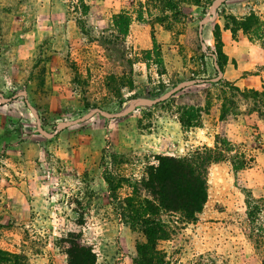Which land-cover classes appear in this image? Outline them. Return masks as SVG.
<instances>
[{
  "label": "rangeland",
  "instance_id": "374dc122",
  "mask_svg": "<svg viewBox=\"0 0 264 264\" xmlns=\"http://www.w3.org/2000/svg\"><path fill=\"white\" fill-rule=\"evenodd\" d=\"M176 3L0 0V264H66L67 241L133 264L142 200L167 231L164 264H258L242 226L247 193L264 198V85L238 88L232 69L264 74V0ZM224 30L238 54L221 71ZM216 142L231 151L206 165L194 221L159 210L150 168L199 171Z\"/></svg>",
  "mask_w": 264,
  "mask_h": 264
},
{
  "label": "trees",
  "instance_id": "16d2710c",
  "mask_svg": "<svg viewBox=\"0 0 264 264\" xmlns=\"http://www.w3.org/2000/svg\"><path fill=\"white\" fill-rule=\"evenodd\" d=\"M197 7H208L213 0H189ZM166 6L171 11L177 12L176 0H165ZM251 16L242 23V30L248 29ZM251 25V24H250ZM217 29V27H216ZM227 29V28H225ZM231 35L233 33L230 31ZM218 52L223 56L226 64V57L221 52V42L217 43ZM237 90V88H235ZM257 94V92H254ZM182 126L190 127L189 117L179 119ZM216 142L213 149L204 150L196 161H199L200 169L196 171L194 162L187 159L161 158L158 164L150 168L147 180L143 182L144 188L150 193L156 207L164 212H179L184 222H192L195 215L200 212L206 199V186L204 181L205 167L209 163H218L225 158V153L231 151L228 144L224 142L223 149L218 147ZM231 160L236 158L234 154ZM239 165L231 164L234 171L243 169L242 162ZM123 208H129V200L123 202ZM135 205L140 206L142 214H137L131 220L138 224L141 230L143 241L137 243L134 249L133 264H164L163 254L157 250V243L166 239V229L155 213V206L146 200L136 201ZM159 212V211H158ZM243 232L246 240L251 245L258 264H264V198H253L248 192L244 199V220ZM68 247L65 251L66 264H94L93 254L87 248L67 241Z\"/></svg>",
  "mask_w": 264,
  "mask_h": 264
},
{
  "label": "crops",
  "instance_id": "0c3cea01",
  "mask_svg": "<svg viewBox=\"0 0 264 264\" xmlns=\"http://www.w3.org/2000/svg\"><path fill=\"white\" fill-rule=\"evenodd\" d=\"M221 43H222L221 51H222L223 55L226 57V62H227V64H225L223 69L228 68V67L232 69V67L230 65V61L234 60L236 62V57H237L238 53H236V51H235L236 50L235 45H233L231 47V44H233V43L237 44V42H234L233 40H231L229 32L227 30H224V31H221ZM250 58L253 59V56H251ZM247 69H248L247 66L239 67V65H237L235 67V69L234 68L232 69V71H233L232 77L233 78L235 77L234 78L235 79L234 85L238 88H241V89H249V88H253V89L260 88V89H262L263 85H264V74L259 75V76L247 75L246 77L241 78V74L244 71H247ZM263 73H264V71H263ZM234 79H233V81H234ZM251 81H253V82H251Z\"/></svg>",
  "mask_w": 264,
  "mask_h": 264
}]
</instances>
